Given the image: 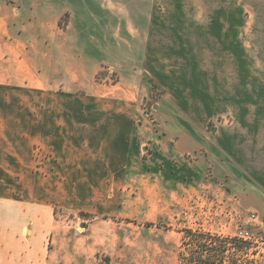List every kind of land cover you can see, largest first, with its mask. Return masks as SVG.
I'll return each instance as SVG.
<instances>
[{
  "label": "rangeland",
  "instance_id": "rangeland-1",
  "mask_svg": "<svg viewBox=\"0 0 264 264\" xmlns=\"http://www.w3.org/2000/svg\"><path fill=\"white\" fill-rule=\"evenodd\" d=\"M0 9V77L18 80L28 59L57 77L52 89L0 92V164L34 177L53 204L49 264H176L184 228L263 245L264 0H0ZM188 122L197 133L239 132L231 155L216 151L219 172L206 158L188 175L204 149L171 156L168 143L162 154L160 133ZM110 129L137 143L126 159L93 134ZM59 133H82L77 168H62L46 143Z\"/></svg>",
  "mask_w": 264,
  "mask_h": 264
},
{
  "label": "crops",
  "instance_id": "crops-1",
  "mask_svg": "<svg viewBox=\"0 0 264 264\" xmlns=\"http://www.w3.org/2000/svg\"><path fill=\"white\" fill-rule=\"evenodd\" d=\"M0 19H2V9H0ZM47 54H49L48 51ZM22 55H26L29 58L34 57L33 53L28 51L24 52ZM47 63L48 62L45 64L47 65ZM46 65L44 66V73L42 75H37L32 62L29 59L26 60V69L23 70L18 80L11 79L7 81L0 77V92H3V85L10 86V84L11 86H19L20 88L27 87L29 90L35 91L55 88L54 84L57 79L56 74L46 67ZM74 73L78 76L76 71H71L73 77ZM64 74V77H67L69 75L68 70H66ZM76 75L75 78L77 77ZM78 79L79 78H77V82L81 84L82 82L78 81ZM75 83L76 81L72 80L69 87L79 88V84L76 85ZM99 106H101V104H99ZM114 106L115 105H113V107ZM114 112H116V110H114ZM184 127L185 129H183L182 132L160 133L163 137L160 140L161 147H163L162 154H170V151H168L169 144L172 147L171 156L182 155L189 151H194L195 149H204L206 154L203 158L196 160L194 164L185 163L186 165L184 166L187 167L188 175H196L199 173L197 170H202L208 162L206 158L213 163L215 162L216 169L219 172L218 164L222 161L220 158L217 159L216 151L218 150L219 153V150L224 148L226 153L231 155L233 151L230 149V146L232 147L230 144L231 142L233 143V138H236L234 144H238L239 138H237V133L239 132L197 133L195 127L190 122L186 123ZM110 130L111 131H107V133L101 131V133L93 134L98 135L97 137L100 140L102 139L100 143L108 146L107 152L109 157L112 154V146L115 154L117 153L119 156L126 159L131 150V146L137 143L132 141L131 133H128L127 130H123V132ZM59 134L60 139L46 136V143L51 145L62 168H77L81 163L82 156L78 151L77 142L82 133ZM33 135L36 136V134ZM151 137L153 136L151 135ZM29 138L32 140L33 136H29ZM69 138L71 141H68ZM11 151H13V149ZM99 154L102 157L107 155L106 151H99ZM101 156L99 160L106 161L105 157L101 158ZM223 158L225 159L226 157ZM109 161L111 160L107 159L106 162L111 164ZM228 163L230 164V162ZM171 164L174 166L175 162H171ZM169 166L170 162H164L160 169L165 170ZM223 167H225V165H223L222 168ZM19 170L16 164H0V264H49V251L47 246L44 245V240L46 239V235L53 232V204L51 201H46L39 196L38 189L35 185V178L28 177L27 173H21ZM16 191L24 192V195L19 196V198L9 195V193H15Z\"/></svg>",
  "mask_w": 264,
  "mask_h": 264
},
{
  "label": "trees",
  "instance_id": "trees-1",
  "mask_svg": "<svg viewBox=\"0 0 264 264\" xmlns=\"http://www.w3.org/2000/svg\"><path fill=\"white\" fill-rule=\"evenodd\" d=\"M260 247L250 234L221 235L184 228L176 264H264V234Z\"/></svg>",
  "mask_w": 264,
  "mask_h": 264
},
{
  "label": "built area",
  "instance_id": "built-area-1",
  "mask_svg": "<svg viewBox=\"0 0 264 264\" xmlns=\"http://www.w3.org/2000/svg\"><path fill=\"white\" fill-rule=\"evenodd\" d=\"M40 149H39V147H35V149H34V153H35V155H40Z\"/></svg>",
  "mask_w": 264,
  "mask_h": 264
}]
</instances>
